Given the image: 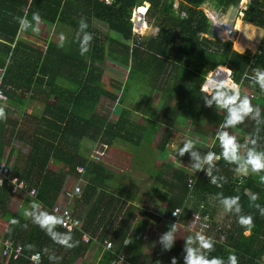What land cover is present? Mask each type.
Returning <instances> with one entry per match:
<instances>
[{
    "label": "trees",
    "instance_id": "obj_1",
    "mask_svg": "<svg viewBox=\"0 0 264 264\" xmlns=\"http://www.w3.org/2000/svg\"><path fill=\"white\" fill-rule=\"evenodd\" d=\"M146 1L150 3L146 22L155 30L151 36L135 33L130 20L134 7ZM176 1L112 0L106 4L97 0H32L29 18L31 13L38 12L45 25L38 32L22 33L13 17L23 15L21 9L29 0H0V69L5 67L1 89L8 102L19 107H25L30 97L45 103L39 117H31L35 129L28 134L24 130L18 131L19 122L8 115L6 120H0V160L11 141L21 139L27 143L28 151L18 154L15 160L8 155L6 160L13 165L15 174L36 188V198L46 210L52 212L63 189L80 176L86 182L82 193L85 201L97 195L94 207L100 209L107 205V197L113 198L114 193L105 181L115 174L103 166L102 160H92L90 155L96 149L105 152L106 158L113 146L129 147L134 152L156 140V147L167 158L174 141L173 127L190 122L192 140L196 144L194 150L202 155L208 151L226 113L217 114L213 105L211 108L220 122L205 121L203 117L208 107H204L200 95L208 75L219 67L231 69L233 79L241 85V94L262 108L261 118L264 119V94L250 80L255 68L264 69V0H245L243 22L262 30L263 34L256 51L244 53L235 50L231 41L207 37L212 23L202 6L209 0H178V7ZM210 1L226 12L231 7H238L242 0ZM181 12H185L184 18H181ZM81 17L87 20L88 31L93 34L91 49L84 56L79 54L73 39ZM45 22L53 25L52 33L45 30ZM61 33L66 42L63 47H58ZM34 37L43 45L31 40ZM110 62L119 66L121 72L128 73L124 74L123 82H113L110 78L111 86L103 71ZM53 73V87H47V80ZM140 80L147 83L140 86ZM138 87L144 88L148 100L161 102L157 121H146L144 126L129 120L132 108L125 105L127 100H135ZM254 129V122L247 120L230 131L242 141ZM259 146L264 148V125H261ZM87 148L89 153L86 155ZM212 150L219 153L218 147ZM175 153H172L175 159L187 167L172 166L170 174L164 168L157 175L154 174L156 171H149L155 182L173 189L166 216L174 219L173 222L178 221L172 211L184 209L191 201L192 210L200 212L203 220L208 200L215 198L217 192H223L225 196L238 195L244 214L253 216L255 226L247 235L236 218L228 214L226 219L230 222L224 230L217 231L214 237L209 236L215 241V251L210 255L227 260L228 255L234 253L238 264H264V217L249 207L250 193L256 194V203L264 206V185L258 183V177H237L231 170L233 166L221 160L217 167L227 182L223 188H218L209 183L204 171L190 173L188 153L180 158ZM133 156H136L135 152ZM53 163L61 168L56 170ZM78 166L84 167L83 173L76 171ZM168 174L169 178L164 179ZM190 176L194 178L191 187ZM10 195L9 184H0V217L7 222L4 236L15 245H22L24 256L19 260L5 257L7 264H30V257L38 251L43 255L44 264H73L84 255L87 245L81 241L78 230L71 232L74 240L79 241L77 247L65 249L53 243L42 230L23 218V212L7 211ZM5 215L9 217L5 218ZM13 218L19 221L17 225L10 224ZM124 218L117 234L111 238L112 250L100 252L96 264H117V255H122L129 264H156L157 261L171 264L172 257L177 258V264H184L183 246L175 242L170 250H163L157 240L152 256L143 252L139 236L132 244L125 245L131 212L128 211ZM58 231L67 232L61 227ZM29 245L33 246L31 250ZM45 250L54 253L58 259L49 261Z\"/></svg>",
    "mask_w": 264,
    "mask_h": 264
},
{
    "label": "clouds",
    "instance_id": "obj_2",
    "mask_svg": "<svg viewBox=\"0 0 264 264\" xmlns=\"http://www.w3.org/2000/svg\"><path fill=\"white\" fill-rule=\"evenodd\" d=\"M111 2L112 0L108 3H103L109 4ZM31 3L32 0H29L28 4L21 9L23 15L13 17V20L18 24V31L22 33L27 32L28 30L33 32H38L40 30L42 20L39 13L33 12L31 13V18H29ZM149 6L150 3L147 1L136 5L130 16V20L134 24V32L141 36H145L147 30L149 29L146 22V13ZM140 7H142L143 10L137 11ZM244 8L245 6H242V9ZM142 18L144 19L142 20ZM142 25L145 26L144 30L141 28ZM88 28L89 24L87 20L81 17L73 38L74 42L78 45L79 54L81 56L87 54L91 49L93 34L88 31ZM136 28H138L139 31H136ZM65 42L66 37L63 33H61L59 35L57 46L63 47ZM219 68L215 70V73L211 77H207L208 79L205 80L202 93L200 95V98L204 102V107L210 108L214 105L217 110V114L222 115L226 113V115L223 116L222 123L218 126V130L215 133V139L212 141L210 149L202 155L199 151L194 150L196 148L195 142L192 139L187 138L183 141L182 146L176 149L175 154L180 158L183 157L185 153H188L190 156L188 166L191 168L193 174L198 171H204L206 176L209 178V183L218 188H223L224 183L227 182L226 177L220 174V169L217 167V162L221 160H223L225 164L233 166L231 170L237 177L244 178L248 176H255L258 177V183L264 185V148L259 146L261 125H264V119L261 118L262 108L254 105L247 95L241 94V85L233 79L231 69L225 67L226 69H224V72H219ZM4 73L5 67L0 69L1 82L3 80ZM215 74L224 78L216 79L214 76ZM245 75L246 78H249L247 77V74ZM250 80L255 85H258L260 93L264 94V69L255 68ZM7 103L9 102L8 97L6 96L5 104H0V120H6L7 118ZM247 120H252L254 122L255 129L254 132L249 133L241 141L236 135L232 134L230 130L243 125ZM216 147L219 148V153L212 150V148ZM8 163L11 164V162ZM0 184H3L2 180H0ZM10 194L13 193L10 192ZM32 196L33 199L30 200L28 207L23 210V218L42 230L53 241V243L65 249H73L77 247L79 245V241L74 240L70 231H58V228L67 225L69 214L67 212L63 214L50 212L45 209L40 201L34 198V191L32 192ZM215 200L221 206L224 213L233 215L236 218L237 224L241 228L245 229L248 233L251 232L255 226L254 219L252 215L244 214L243 207L240 203V196H225L223 192H217L215 194ZM257 200L258 196L254 193H250L249 207L258 210L259 214L264 217V206L256 203ZM180 214L181 209L172 211V215L174 217L179 218ZM207 219L208 217H204L205 221ZM18 223L19 221L15 218L10 220V224L13 226ZM151 223L155 224V221H151ZM82 230L78 231L80 232L81 237L83 235ZM178 231L179 228L176 221L171 223L168 226V231L160 236L158 242L163 246V250H170L173 247L174 240L178 238ZM183 240L184 264H238V258L234 253L229 254L227 260L222 257L211 256L210 254L215 251V241L202 231H195L192 234L183 237ZM131 242L132 241L130 240L125 241V245H128ZM107 243L112 242L106 241L103 243V249H105V251L112 250L113 246L111 249H107L105 247ZM155 243L156 242H153V247H155ZM32 247V245H29V250H31ZM45 253L48 255L49 261L55 262L58 259L54 253H49L47 250H45ZM117 256L118 264L119 257L122 255ZM123 259L124 258L120 259V264H122ZM156 264H160V261H157ZM171 264H177L176 257L171 258Z\"/></svg>",
    "mask_w": 264,
    "mask_h": 264
},
{
    "label": "crops",
    "instance_id": "obj_3",
    "mask_svg": "<svg viewBox=\"0 0 264 264\" xmlns=\"http://www.w3.org/2000/svg\"><path fill=\"white\" fill-rule=\"evenodd\" d=\"M48 81L49 78L47 80V85L49 86L47 87H53L52 84L55 80L52 84ZM145 92L144 88L138 87L134 94L135 100H127L125 103L127 108H132V116L129 120L132 123L142 126L146 125V121H157L156 115L159 113L158 107H160L161 104L159 100H148L149 98H146ZM138 95L145 96V99H138ZM29 100L30 101L25 107H19L13 103L6 104L8 117L19 122L18 131L24 130L27 134L34 131L35 124L31 122L28 127L23 128L21 126V120L25 117L26 113L30 115L26 116L27 118L39 117L45 105L40 99H31L30 97ZM176 135L177 131L175 129L173 145L169 148V153L167 154L169 156L167 158L164 156L163 152L159 151L156 147V140L152 143H145V147L135 149L134 152L137 157L133 156L134 152H132L129 147L113 146L110 148L108 155L106 158L103 157L101 162L103 166H106L115 174L113 177H108L105 181V185L114 193V196L113 198L110 196L107 197V205L101 206L100 209L94 207L97 195H94L89 201H85L82 197L86 182L82 184L81 194L77 195L72 200H65L61 192L57 203H63V205L68 203V207L82 224V234L91 238L90 243H83L87 245V250L84 255L73 264H96L100 252H105L102 244L106 241H111V238L115 237L120 223L125 219L124 217H126L128 211L131 212L132 221L128 224L129 236L127 241H132L130 243L132 244L136 236H139L142 240L143 252L148 256L153 255L155 248L152 246L153 242H157L159 237L168 231V226L174 221L171 217L166 216V212L169 208L168 203L174 192L173 189L169 190L166 184L155 182V179L152 177L153 175L149 171L152 169L153 172L156 171L154 174L157 175L158 171L164 168L165 170L168 169L170 174L172 166L180 169L187 167L179 163L172 154L175 153L177 145L183 142L178 140ZM28 148L27 143L21 139L11 141L9 145L10 152L8 153L7 150L3 152L0 163L5 161L8 155L11 160H15L18 154L28 151ZM84 153L87 155V153H89V148H87ZM53 167L57 170L61 168V165H54ZM189 171L190 173L192 171L190 167ZM169 174L165 175L163 178H169ZM73 183L74 182L70 184V187L74 185ZM117 188H119V190ZM30 200L29 195L26 193L11 194L6 204L7 211L14 214L21 213L24 208L28 207ZM192 208L193 205L191 201H189L184 209L177 208L181 209V214L177 221L179 228L177 232L178 238L175 239L174 242L180 247L184 245L183 237L195 231H202L204 234H208V236L212 234V237H214L217 231L224 230V226L230 222L228 220L226 224H221L220 215L224 213L221 212L222 208L214 197L209 198L206 207L207 213L205 217H208V219L205 223L208 222L211 226L209 231H206L204 228L200 229V224L203 222V220H201V214L197 210H192ZM227 215L228 214H225L223 218H226ZM4 217L8 218L9 215H5ZM151 221H155V224L151 223ZM216 222L219 225L215 232L212 227L217 228ZM6 228L7 222L0 217V264H7L5 257L1 255V237L5 238L4 233ZM246 234L248 235L250 233L247 232Z\"/></svg>",
    "mask_w": 264,
    "mask_h": 264
},
{
    "label": "rangeland",
    "instance_id": "obj_4",
    "mask_svg": "<svg viewBox=\"0 0 264 264\" xmlns=\"http://www.w3.org/2000/svg\"><path fill=\"white\" fill-rule=\"evenodd\" d=\"M178 5H179V1L177 0L176 3H175V6L178 7ZM240 5L241 6H245V0H242ZM202 8L205 9L206 13L209 15V18H211V23L214 22L216 24V26H218L219 22L221 23L218 26L219 29H220L221 36L224 37V34H222V32H224L226 30V26L224 24L233 26V29L231 30V32H230V30L227 27V30H229L228 32H230L229 34H231V36H228V37L225 36L224 38H225L226 41L233 42L235 50H237V51H239L241 53H244L246 51H251V52H255L256 51L257 46L259 44V40H260V38H261V36L263 34V31L260 30V29H257L254 26L248 25V24L243 22V20H242V16L243 15L241 14L242 8L231 7L226 12H222L221 10L217 9L215 7L214 3L212 1H210V0L207 1L202 6ZM219 11L221 13L218 15L217 12H219ZM134 12H136V11H134ZM45 23H46L45 30L47 32L52 33L53 32V25L48 23V22H45ZM221 25H223V26H221ZM43 27H44V21H42V23L40 25V28H43ZM141 28L144 30L145 26L142 25ZM221 29H222V31H221ZM46 31H44V32H46ZM154 33H155V30L152 29L151 27L146 32V34L148 36H151ZM207 37L210 38V39H213L210 36H207ZM31 40H33L34 42L38 43L39 45H43V43L40 42L39 38H35L34 37V38H31ZM110 63L111 64H109L107 66L105 65V67H103V71H105V75L107 77L106 82L108 81V85L109 86H111L109 84L110 78H112V81L114 80L115 82H116V80L118 82H123V78H125V75L128 74V73H125V72H121L122 69L119 68V66H117V65L113 66L112 62H110ZM214 73H215V71L211 72L208 75V78L211 77ZM54 80H55V73H53V75H51L49 77V81L48 82L50 84H52V82ZM145 83H147V82L143 81V80H140L139 85L140 84H145ZM136 86H138V84ZM140 86H142V85H140ZM144 86H147V85H144ZM115 92H116V90H115ZM137 98L138 99H142V98L145 99V96L138 95ZM26 116H30V115L26 113L25 117H23V119L21 120V126L23 128L28 127L31 124V122H32L31 121V117L27 118ZM179 118L181 120H185L184 117H182V116H180ZM203 119L205 121H208V122H214V123L220 122L219 119L214 115V109H212L211 107L208 108V111L204 115ZM177 122H179L178 119H177ZM189 125H191L190 122H187L185 124L178 123L175 127H173L177 131V135L176 136H177L178 140L184 141L187 138L193 139V135H192L193 132H192L191 128L189 127ZM182 131H183V133H182ZM233 133H235V131H233ZM178 134H180V135H178ZM6 150H7L8 153L10 152L9 151V147H7ZM52 165L54 166L56 164L53 163ZM221 212L224 213L223 209L221 210ZM225 214L226 213L220 215V219H221V224L222 225H224V224H226V222H228V220L226 219L227 217L223 218L225 216ZM205 222L206 221L203 218V222L200 224V229L204 228L206 231H209L211 226L208 224V222L207 223H205ZM216 225H217V228L212 227V229L215 232L217 231L219 224L216 222Z\"/></svg>",
    "mask_w": 264,
    "mask_h": 264
},
{
    "label": "built area",
    "instance_id": "obj_5",
    "mask_svg": "<svg viewBox=\"0 0 264 264\" xmlns=\"http://www.w3.org/2000/svg\"><path fill=\"white\" fill-rule=\"evenodd\" d=\"M97 1H103V2H110V0H97ZM185 12H181V16H185ZM136 31H139L138 28H136ZM0 82H1V77H0ZM6 102V96L3 93V91L0 89V104H5ZM93 161H99L102 160L103 157H105V152H103L100 149H96L95 151L92 152L90 155ZM76 171L79 173L84 172V167L83 166H78L76 168ZM0 180L3 182L9 184L10 186V192L13 194H28L30 199H33L32 192H35L34 198H36V188L32 187L29 185V183L21 178L19 175L15 174L13 170V165L9 164L6 160L2 161L0 163ZM84 178L82 176L78 177L76 181H74V185L71 187L65 188L64 191H62V196L65 200H72L74 197L77 195L81 194L82 192V184H84ZM79 189V191H78ZM39 201V200H38ZM52 212L58 213V214H63L67 212L68 215V223L66 226L61 227L65 231H70L73 232L75 230L81 231L82 230V224L80 223L79 219L72 213L71 209L68 207V203L66 205H63V203H57L54 205L52 208ZM82 241L84 243H89L90 238L86 235H82ZM1 255L3 257H8L13 260H19L22 256H24V249L23 246L21 245H15L13 242L6 238L1 237ZM112 243H107L106 248L111 249L112 248ZM124 258L123 256L119 257L118 264H120V259ZM30 264H44L43 263V257L40 252H35L31 258H30ZM55 264V263H52ZM122 264H129L125 258L122 261Z\"/></svg>",
    "mask_w": 264,
    "mask_h": 264
},
{
    "label": "water",
    "instance_id": "obj_6",
    "mask_svg": "<svg viewBox=\"0 0 264 264\" xmlns=\"http://www.w3.org/2000/svg\"><path fill=\"white\" fill-rule=\"evenodd\" d=\"M239 8H242L241 5H239ZM218 15L221 13L220 11L217 12ZM243 15V12L241 13ZM209 16V15H208ZM144 18H142L143 20ZM211 20V18H209ZM227 25V24H226ZM227 27L229 28V30L231 31L233 29V26L232 25H227ZM209 36L211 38H217V39H220V40H223V41H226L224 37L221 36L220 34V29L218 26H216V24L214 22H212V27L209 31ZM224 69H226L225 67H222V68H219L218 71L219 72H224ZM216 79H221L219 75L215 74L214 75Z\"/></svg>",
    "mask_w": 264,
    "mask_h": 264
},
{
    "label": "bare ground",
    "instance_id": "obj_7",
    "mask_svg": "<svg viewBox=\"0 0 264 264\" xmlns=\"http://www.w3.org/2000/svg\"><path fill=\"white\" fill-rule=\"evenodd\" d=\"M137 11H139V10H137ZM217 24H218V23H217ZM220 24H221V23L219 22L218 26H219ZM223 24H224V23H223ZM224 25L226 26V30L224 29L225 31L222 32V34H224V37H225V36L228 37V36H230V34H229L230 32H228L229 30H227V25H226V24H224ZM221 26H223V25H221ZM225 26H224V27H225ZM228 29H229V28H228ZM221 31H222V29H221ZM227 32H228V33H227ZM222 37H223V36H222ZM220 78L223 79L224 77L221 76ZM193 182H194V178H193V176H190V179H189V186H190V187L193 185Z\"/></svg>",
    "mask_w": 264,
    "mask_h": 264
}]
</instances>
